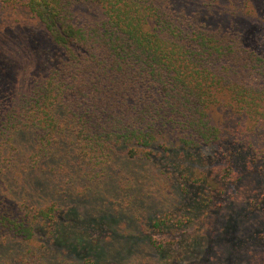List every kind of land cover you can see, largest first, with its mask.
I'll use <instances>...</instances> for the list:
<instances>
[{"label":"trees","instance_id":"16d2710c","mask_svg":"<svg viewBox=\"0 0 264 264\" xmlns=\"http://www.w3.org/2000/svg\"><path fill=\"white\" fill-rule=\"evenodd\" d=\"M0 4V264H264V0Z\"/></svg>","mask_w":264,"mask_h":264},{"label":"rangeland","instance_id":"374dc122","mask_svg":"<svg viewBox=\"0 0 264 264\" xmlns=\"http://www.w3.org/2000/svg\"><path fill=\"white\" fill-rule=\"evenodd\" d=\"M259 18V14H258V10H256V13L255 15L253 14V11L250 10L249 12V16H248V21H249V25H252L256 22H258ZM11 20L13 21V18L10 19V17H7L4 10L2 9L1 7V4H0V21H10ZM14 23V22H13ZM22 24H28V21L27 20H24L22 22ZM254 37L252 38V41H254ZM216 151L218 153H222V149L221 148H217L215 151L213 148H206L204 150H202V153L203 155H208L209 159L211 161L210 164L209 162L207 163V165L209 164V166L203 164V163H199L201 164L200 167H203L204 170H208L210 167H211V164L214 163L213 159L215 161H218L219 157H214V154L216 153ZM162 153H155L154 157L157 161H159V163L161 164V166L163 167L164 170H171L173 172H175L174 170H172L173 168H171V164H170V160L163 154L161 155ZM220 156V155H219ZM213 158V159H212ZM221 160V157L219 159L218 162H220ZM196 167V165H191L189 166V169L190 168H194ZM199 170V169H198ZM229 192V188H227L226 190V194ZM225 194V195H226ZM223 195V196H225ZM221 199H222V196H221ZM218 201H216L215 203H213V205H215ZM231 202V201H230ZM220 209V208H218ZM85 216V220L88 218V215H84ZM228 216V219L234 223V225H232V227H230L228 230L226 229L225 230V233L223 234V237L221 238L222 240H227L228 242V245H230L233 241H235L236 243L235 244H231V246L233 247V251L236 253L240 248H247L248 249H253L255 252L258 250H256V248H264V241H261V245L258 243L257 239L255 238L253 241V237H250L252 236V234L255 233H258L257 232V226H251L250 223H252L251 219L248 217H246L245 215H241L238 211L235 210L234 207H232V210H231V213ZM79 218H81V216H79ZM89 218H91V216H89ZM221 218H222V215H221ZM109 220V219H108ZM117 221H119L117 219ZM223 220H220V222H222ZM107 222V220H106ZM117 226V225H116ZM234 226V227H233ZM83 230L86 229V232H87V236L89 238H92L93 240H96L97 242H101L106 236H110V235H107L109 232L108 230H112L113 227H111L110 225H108V227H104L103 225L100 226V231H98L96 228H95V223H94V220H90V221H85V225L84 227L82 228ZM105 231V232H103ZM192 231V227H189V228H186L185 229V238H186V241L181 245L180 243H174V244H169L166 246V248L168 247H171L173 249V251H175L176 253L179 252V254H177L176 256H171V260L170 262H168L169 264L171 263V261L177 257L179 258V256L181 255V251H185L184 249L182 250L183 248V245H188V239L190 238V232ZM183 235H179V237L176 239V240H179ZM258 235V234H257ZM155 240H157L158 242L159 241H162V242H167L169 238V236H166V235H161V234H155L153 236ZM257 237H260V236H257ZM208 243V242H206ZM246 243H250L249 245H247ZM210 244V243H209ZM246 244V245H245ZM185 248V247H184ZM199 249L194 247L193 249V252L189 253V254H192V253H195V252H199L198 251ZM260 253V252H259ZM186 257L188 258V253H186ZM259 260V259H257ZM105 264H116L115 260L112 259V258H108L105 260L104 262ZM71 264H81V262L79 260H77V263L75 261L71 262Z\"/></svg>","mask_w":264,"mask_h":264}]
</instances>
